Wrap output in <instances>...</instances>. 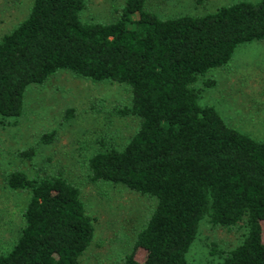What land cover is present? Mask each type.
<instances>
[{
    "label": "trees",
    "instance_id": "16d2710c",
    "mask_svg": "<svg viewBox=\"0 0 264 264\" xmlns=\"http://www.w3.org/2000/svg\"><path fill=\"white\" fill-rule=\"evenodd\" d=\"M86 2L32 0L25 18L0 37V123L13 124L26 88L61 69L126 86L129 103L113 109L136 116V130L122 146L99 143L87 159L90 180L155 200L120 264H191L186 253L204 219L244 233L203 264H264V139L200 102L201 89L215 85L210 70L226 66L240 43L264 39V0L170 17L146 8L147 0H125L110 22L83 21ZM73 112L65 110V119ZM53 137L49 131L38 140ZM20 154L31 159L35 148ZM3 181L28 199L0 264H81L94 226L80 188L59 171L13 169Z\"/></svg>",
    "mask_w": 264,
    "mask_h": 264
},
{
    "label": "rangeland",
    "instance_id": "374dc122",
    "mask_svg": "<svg viewBox=\"0 0 264 264\" xmlns=\"http://www.w3.org/2000/svg\"><path fill=\"white\" fill-rule=\"evenodd\" d=\"M124 1L87 0L81 19L113 21ZM235 1L238 0H147L146 8L162 17L198 15ZM31 3L32 0H0V37L25 18ZM207 77L215 85L201 89V104L215 106L227 124L264 139V39L240 43L227 65L210 70ZM129 101L126 86L109 80L94 82L65 69L56 71L42 84L26 88L21 114L11 125L0 123V253L8 251L17 238L21 212L28 199L27 191L5 185L4 173L13 169L28 175L59 171L80 188L85 212L94 226L81 264H120L155 200L122 184L90 180L87 159L99 143L119 147L134 133L139 119L119 116L113 109ZM69 108L74 110L73 117L65 119ZM49 131L54 132L53 140L39 142L40 135ZM30 146L35 148L31 159L20 154ZM243 233L241 227L213 226L204 219L186 259L191 264L218 260L220 252L238 244ZM144 254L139 248L135 256L142 260Z\"/></svg>",
    "mask_w": 264,
    "mask_h": 264
}]
</instances>
